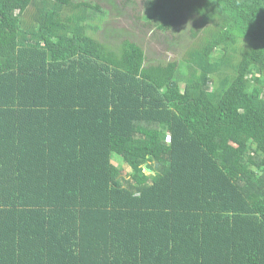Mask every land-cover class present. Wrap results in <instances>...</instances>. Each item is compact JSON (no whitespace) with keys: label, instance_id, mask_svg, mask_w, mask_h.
I'll list each match as a JSON object with an SVG mask.
<instances>
[{"label":"trees","instance_id":"1","mask_svg":"<svg viewBox=\"0 0 264 264\" xmlns=\"http://www.w3.org/2000/svg\"><path fill=\"white\" fill-rule=\"evenodd\" d=\"M98 2L0 0V264H264V0Z\"/></svg>","mask_w":264,"mask_h":264},{"label":"rangeland","instance_id":"2","mask_svg":"<svg viewBox=\"0 0 264 264\" xmlns=\"http://www.w3.org/2000/svg\"><path fill=\"white\" fill-rule=\"evenodd\" d=\"M121 0H116L117 4H120ZM134 5H129L130 8H127L123 11L124 15L118 14L117 12L111 11L108 4L103 2L97 3L104 12H106V17L102 21H95L94 25L99 27L97 37L102 39L104 37L105 29H108L107 36H110V40L113 41V34L118 38L119 34L126 32L125 39H128L139 46H141L146 54V58L150 63L158 62H171L179 60L183 57V52L185 51L182 47L185 45V40L181 41L179 45L170 46L166 42L171 39V37L179 38L185 36L188 43L192 42L189 39V28L192 27L189 21H186L181 24L177 31H169L166 33H154V31L148 30L144 22L139 18L145 14V5L146 0H134ZM132 8V9H131ZM132 11H134V18L132 17ZM135 16H137L135 18ZM100 22V23H98ZM120 30V31H119ZM123 30V31H122ZM115 38V39H116ZM120 39L122 37H119ZM185 38V39H186ZM114 39V40H115ZM183 42V43H182ZM185 45V46H186ZM114 161V160H113ZM114 166L120 165L117 161L113 162ZM121 176L127 177L130 174V169L126 165H120ZM145 171L148 174H151L146 169Z\"/></svg>","mask_w":264,"mask_h":264},{"label":"bare ground","instance_id":"3","mask_svg":"<svg viewBox=\"0 0 264 264\" xmlns=\"http://www.w3.org/2000/svg\"><path fill=\"white\" fill-rule=\"evenodd\" d=\"M20 49V48H19ZM27 53V52H26ZM17 55V54H16ZM12 56V55H11Z\"/></svg>","mask_w":264,"mask_h":264}]
</instances>
